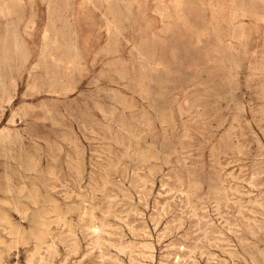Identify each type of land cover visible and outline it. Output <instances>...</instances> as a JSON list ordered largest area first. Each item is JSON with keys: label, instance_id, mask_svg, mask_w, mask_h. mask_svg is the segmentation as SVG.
Returning a JSON list of instances; mask_svg holds the SVG:
<instances>
[{"label": "rangeland", "instance_id": "rangeland-1", "mask_svg": "<svg viewBox=\"0 0 264 264\" xmlns=\"http://www.w3.org/2000/svg\"><path fill=\"white\" fill-rule=\"evenodd\" d=\"M0 78V264H264V0H0Z\"/></svg>", "mask_w": 264, "mask_h": 264}, {"label": "bare ground", "instance_id": "bare-ground-1", "mask_svg": "<svg viewBox=\"0 0 264 264\" xmlns=\"http://www.w3.org/2000/svg\"><path fill=\"white\" fill-rule=\"evenodd\" d=\"M2 1V0H1ZM6 5V4H5ZM96 10V9H95ZM33 15V14H32ZM115 26V25H114ZM18 44H19V42H18ZM18 47H19V45H18ZM22 48V47H21ZM20 53V52H19ZM19 55V54H18ZM138 55V54H137ZM19 56H21V54L19 55ZM31 76V75H30ZM1 79V78H0ZM3 87V86H2ZM27 87H29V86H27ZM26 90V89H25ZM140 91V90H139ZM142 92V91H141ZM48 93V92H47ZM24 96V95H23ZM165 116V115H164ZM163 121H164V119H163ZM1 131H2V129H0ZM119 130V129H118ZM4 132V131H3ZM115 133V132H114ZM8 136V135H7ZM5 137H6V135H5ZM140 137V136H139ZM7 139L9 138V137H6ZM264 139V138H263ZM4 140V139H3ZM54 148V147H53ZM62 148V147H61ZM81 148V147H80ZM129 148V147H128ZM155 148V147H154ZM147 149V148H146ZM95 152V151H94ZM149 152V151H148ZM145 153V152H144ZM102 154V153H101ZM137 155V154H136ZM148 155V154H147ZM146 155V156H147ZM6 156V155H5ZM141 156V155H140ZM143 156H144V154H143ZM141 157V158H144V157ZM154 156V155H153ZM3 157H4V155H3ZM123 157V156H122ZM155 157V156H154ZM147 158H149V157H147ZM153 158V157H152ZM145 160V159H144ZM148 160V159H147ZM151 160V159H150ZM30 161V160H29ZM73 161V160H72ZM107 161V160H106ZM80 164V163H79ZM32 165V164H31ZM78 166V165H77ZM81 168V167H80ZM51 176V175H50ZM14 181V180H13ZM95 183V182H94ZM10 184V183H9ZM8 184V185H9ZM11 187V186H10ZM82 189V188H81ZM31 194V193H30ZM32 196V195H31ZM57 206V205H56ZM57 208V207H56ZM30 211V210H29ZM57 212V211H56ZM59 212V211H58ZM71 212V211H70ZM54 214V213H53ZM93 214V213H92ZM237 214V213H236ZM6 219V218H5ZM45 220V219H44ZM49 227V226H48ZM63 229V228H62ZM94 230V229H93ZM100 231V230H99ZM77 237V236H76ZM113 247V246H112ZM155 248V247H154ZM222 248H225V247H222ZM227 248V247H226ZM128 249V248H127ZM259 250V249H258ZM227 251V250H226ZM260 251V250H259ZM131 252V251H130ZM230 252V251H229ZM228 252V253H229ZM88 253V252H87ZM260 253V252H259ZM41 256V255H40ZM139 256V255H138ZM114 259V258H113ZM133 259V258H132ZM119 261V260H118ZM225 263H227V262H225Z\"/></svg>", "mask_w": 264, "mask_h": 264}]
</instances>
